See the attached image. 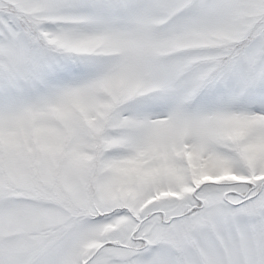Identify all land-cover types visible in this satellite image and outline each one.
I'll list each match as a JSON object with an SVG mask.
<instances>
[{
  "label": "snow or ice",
  "instance_id": "6c2138e0",
  "mask_svg": "<svg viewBox=\"0 0 264 264\" xmlns=\"http://www.w3.org/2000/svg\"><path fill=\"white\" fill-rule=\"evenodd\" d=\"M0 264H264V0H0Z\"/></svg>",
  "mask_w": 264,
  "mask_h": 264
}]
</instances>
